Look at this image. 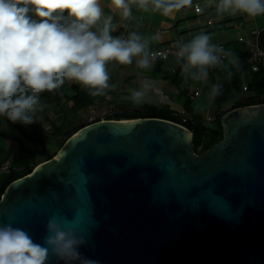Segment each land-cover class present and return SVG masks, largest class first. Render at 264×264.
Listing matches in <instances>:
<instances>
[{"label":"water","instance_id":"95a60500","mask_svg":"<svg viewBox=\"0 0 264 264\" xmlns=\"http://www.w3.org/2000/svg\"><path fill=\"white\" fill-rule=\"evenodd\" d=\"M220 121L221 140L199 154L192 132L170 120L83 125L6 186L0 224L43 243L55 216L96 264H264V103Z\"/></svg>","mask_w":264,"mask_h":264},{"label":"clouds","instance_id":"9594fccd","mask_svg":"<svg viewBox=\"0 0 264 264\" xmlns=\"http://www.w3.org/2000/svg\"><path fill=\"white\" fill-rule=\"evenodd\" d=\"M207 4L214 5L218 15H264V0H207ZM191 6L192 0H108L111 14H106L104 0H0V116L28 126L43 110L45 92H57L69 83L92 97L104 96L116 87L110 83V65L135 61L138 69L150 71L157 54L149 46L159 36L136 31L114 36L115 16L131 20L136 9L170 17ZM211 41L201 32L188 42H176L175 58L185 79L207 81L209 69L221 65L222 57L239 67L233 53ZM155 88L154 81L141 74L129 99L145 103ZM221 89V84H213L209 101L221 95ZM46 233L43 243H37L26 230L0 224V264H48L53 255L66 264L73 258L96 264L79 254L82 236L55 216L47 221Z\"/></svg>","mask_w":264,"mask_h":264},{"label":"crops","instance_id":"0c3cea01","mask_svg":"<svg viewBox=\"0 0 264 264\" xmlns=\"http://www.w3.org/2000/svg\"><path fill=\"white\" fill-rule=\"evenodd\" d=\"M195 5L199 6L198 11L195 10ZM104 10L106 14H111L108 0H104ZM133 17L131 20L122 21L119 16H115L114 23L116 24V30L113 34L118 36V33L123 31L127 36L129 32L136 31L141 35L149 37L158 35L159 39L150 43V49L170 47L176 50L177 41L183 40L184 42H188L195 35L203 32L211 36L212 43L222 46L226 52L232 51L235 59L237 51L249 52L250 46L245 43V40H253L250 37V31L252 29L260 30L264 28V15L257 17H249L244 14L231 15L228 13L218 15L215 6H208L207 0L194 2L191 7L180 9L170 17H164L159 13H144L136 9H133ZM249 23L250 25L244 29L243 27ZM239 37H242L244 40L239 41ZM228 59L231 58H224L222 59V61H225H223L224 63L222 62L221 65L209 69L207 81H193L185 79L182 75L179 83L175 85L170 80L165 79L163 75L171 74L179 65L176 62L175 56L170 55L165 60L154 62L150 71L138 69L135 61L132 65L127 66L112 64L109 66L110 82L116 85V88L120 91L126 86H129V89L132 90L133 87L135 89L139 87V76L143 74V76L154 81L156 85L155 90L149 93L147 100L165 102L172 109L173 107L184 106V103L188 100L190 101V108L193 105H197L196 102L200 100L204 92L209 94L212 85L219 80V74L225 71L231 64ZM156 65H158V72L155 71ZM195 90L199 91L198 95H194ZM41 103L43 110L40 111V114H37L35 122L41 127H45V125H49L50 123H56L63 113V108H67L69 111L72 105V102L65 98H62L58 105H52L51 107L43 102ZM208 104L211 105V101ZM110 105L114 107V105ZM228 108V104L223 107L215 106L213 111L210 114H204V117L207 120L210 118L208 121L214 120L222 111ZM186 112L190 118L194 114H197L196 112H191V110H187ZM85 114L86 109L74 112V115H77V117L72 124V128L82 123ZM10 133L16 137L19 135L16 131H10ZM6 153L8 154L7 158L11 162L20 157L18 142L16 140L9 139L6 141Z\"/></svg>","mask_w":264,"mask_h":264},{"label":"trees","instance_id":"16d2710c","mask_svg":"<svg viewBox=\"0 0 264 264\" xmlns=\"http://www.w3.org/2000/svg\"><path fill=\"white\" fill-rule=\"evenodd\" d=\"M197 1L201 0H192V3ZM113 35L116 36L115 34ZM257 42L264 49V28L259 30ZM236 55L239 67L237 68L230 64L225 71L219 74L220 78L215 82V84L222 85V94L217 96L214 102L220 107L226 104L229 105L228 109L222 111L214 119L215 126H208L199 114H194L189 121L183 123V126L187 127L193 134L194 150L198 154L211 148L221 140L222 127L220 117L224 112L236 107L264 103V68L259 67L257 70L251 69L247 61L249 56L248 51H237ZM158 70V65H156L155 71L158 72ZM163 77L177 85L182 77L180 65L171 74H165ZM62 98L72 102V111L80 112L96 104L100 96L92 97L79 85L66 83L57 92L43 93L41 95V102L58 105ZM102 103L104 102L100 98L97 104ZM112 103L117 104L116 106L121 108L114 110V112L106 115L103 119L154 117L181 123L179 117L174 115V110L165 102H152L147 100L145 103L139 105L133 102L112 101ZM189 105L190 101L187 100L183 106L186 111H190ZM62 117L56 123H50L49 125H45V127H41L36 123L28 126L19 123L13 124L6 117L0 116V165L4 160L8 159V154L6 153L7 140H16L18 142V151L20 152V157L12 160L10 172L0 175V196L10 182L29 173L39 162L53 157L69 136L83 125L88 124L82 123L72 128L73 120L62 119ZM96 120H99V118L93 121ZM10 131H16L19 135L17 137L13 136ZM53 147L55 149L52 150ZM23 156L27 158L25 162L22 164H18L19 162L15 163V161H19ZM40 156L42 158L37 160Z\"/></svg>","mask_w":264,"mask_h":264},{"label":"rangeland","instance_id":"374dc122","mask_svg":"<svg viewBox=\"0 0 264 264\" xmlns=\"http://www.w3.org/2000/svg\"><path fill=\"white\" fill-rule=\"evenodd\" d=\"M204 1V0H203ZM250 25V23L249 24H247L245 27H243L244 29L245 28H247L248 26ZM243 32H245L244 30H243ZM245 38H247V37H245ZM229 52L230 53H233L232 51H230L229 50ZM230 59H228V61H229ZM224 61V60H223ZM225 62V61H224ZM223 62V63H224ZM111 83V82H110ZM126 88V89H125ZM133 89H135V87H133ZM130 94H131V89H129V86H126V87H124L123 89H122V91H120L119 89H117L116 87H115V89H113V90H109V92L106 94V95H104V96H100V98H102V100H103V102H104V104H97L98 103V100L100 99V98H98L97 99V103L96 104H94L93 106H90V107H88V108H86V114L84 115V118L82 119V123H88V118L87 117H93V119L92 120H95V119H102V117H104V113H106V112H103L104 110H106V108H112V110L110 111V112H113L115 109H120L121 107H117L116 105L117 104H113L112 103V105H114V107H112L110 104H111V102L113 101H115V102H132L130 99H129V97H130ZM158 100V99H157ZM148 101H151V99H149ZM174 102V101H173ZM175 103V102H174ZM208 103H210V101H209V99H208V93H203V95H202V97L200 98V100L198 101V102H196V104L197 105H193V106H191L190 107V110H191V112H196L197 114H199V115H201L202 117H203V121H205V123L208 125V126H210V127H214L215 126V122H214V120H211V121H208L207 119H206V117H204L205 115L204 114H206V113H208V114H210L212 111H213V109H214V107L216 106H218L214 101H211V105H209ZM47 105L49 106V107H51L52 105L50 104V103H47ZM198 105H200V106H198ZM218 107H220V106H218ZM201 109V110H197V109ZM63 113L60 115V118L62 117V119H72L73 120V123H74V121L76 120V117H77V115H74V112L73 111H71V110H69L68 111V109L67 108H63ZM37 114H40V112H38ZM210 116V115H209ZM212 116V115H211ZM60 118L58 119V120H60ZM81 123V124H82ZM79 125V124H78ZM77 125V126H78ZM51 142V141H50ZM52 142H53V139H52ZM53 149H55V147H53L52 148V150ZM42 157L40 156V157H38L37 158V160H40ZM26 157H21L20 159H19V161H15V163L17 162H19L18 164H22L23 162H25L26 161ZM1 175V174H0Z\"/></svg>","mask_w":264,"mask_h":264},{"label":"built area","instance_id":"2783aa9c","mask_svg":"<svg viewBox=\"0 0 264 264\" xmlns=\"http://www.w3.org/2000/svg\"><path fill=\"white\" fill-rule=\"evenodd\" d=\"M199 6L195 5V10L198 11ZM259 33L258 29H252L250 31V37L253 38V40H245V43L250 46V50H249V56H248V63L251 67L252 70H257L259 67H263L264 68V49H262L257 42V35ZM125 36V33L123 31L118 33V36ZM244 39L242 37H239V41H243ZM150 51L154 52L157 54V59L155 60H165L166 58H168L170 55H174L175 56V49H172L170 47H160V48H155V49H150ZM222 59H224L222 57ZM119 65V64H118ZM243 89H245V87H243ZM199 91L195 90L194 91V95H198ZM112 110V108H106V110H104V117H106V115H109L110 112ZM116 110V109H115ZM174 110V115L179 117V119L181 120V124L183 125V123H186L187 121H189L191 118L190 116H188L185 108L183 106H180L178 108L173 107ZM114 112V111H113ZM88 118V122L93 121V117H87ZM103 119V117H102ZM210 118H208L209 120ZM47 128V127H46ZM11 170V161L9 159H6L2 162V164L0 165V174H7L9 173Z\"/></svg>","mask_w":264,"mask_h":264}]
</instances>
